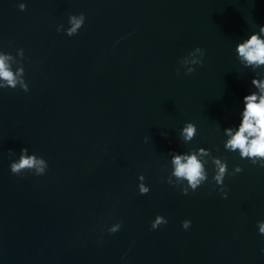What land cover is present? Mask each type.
<instances>
[{"label": "water", "instance_id": "1", "mask_svg": "<svg viewBox=\"0 0 264 264\" xmlns=\"http://www.w3.org/2000/svg\"><path fill=\"white\" fill-rule=\"evenodd\" d=\"M80 13L77 35L57 31ZM261 24L264 0H0V49H24L29 84L0 89V264H264V169L223 147L255 75L235 44ZM200 146L242 167L227 198L211 163L195 192L167 183L169 153ZM23 147L44 175L10 172ZM156 215L168 222L152 230Z\"/></svg>", "mask_w": 264, "mask_h": 264}, {"label": "clouds", "instance_id": "2", "mask_svg": "<svg viewBox=\"0 0 264 264\" xmlns=\"http://www.w3.org/2000/svg\"><path fill=\"white\" fill-rule=\"evenodd\" d=\"M21 11L26 9V4H18ZM86 20L85 14H70L68 26H57V31H63L67 36L77 35ZM234 54L237 61L244 67L250 68L255 75L251 80L253 90L244 95L241 101L239 120L223 129V147L226 151L236 153L241 160H247L254 166L264 169V24L257 25L256 30L251 31L246 37L235 44ZM205 53L200 47L194 48L180 60L184 74L195 71V66L203 64ZM19 58V59H18ZM24 49H16L15 55L0 49V89L19 88L25 93L29 91V84L25 79V69L22 63ZM260 71H257V70ZM179 71V70H178ZM197 134V125L191 121L183 124L179 131L180 139L185 143H191ZM145 137V140H148ZM11 152V151H10ZM14 155V153H13ZM170 170L167 183L174 185L187 195L189 191L195 192L205 182L209 181L208 165L211 163L214 182L224 198L225 178L234 176L243 171L239 164L233 165L229 171L228 161L219 156L212 155L210 149L205 147L189 148L187 151H173L169 153ZM10 172L21 176L29 172L36 176H42L48 169V162L43 156L30 152L28 147H23L16 158L11 159ZM138 191L141 195L149 193L150 187L144 183L145 176H138ZM167 218L156 215L151 222V229L156 230L161 225L167 224ZM191 220L182 221L181 227L188 230ZM121 229L120 223H114L107 228L109 233H116ZM258 234L264 236V220L257 222ZM261 251H264L262 249Z\"/></svg>", "mask_w": 264, "mask_h": 264}]
</instances>
